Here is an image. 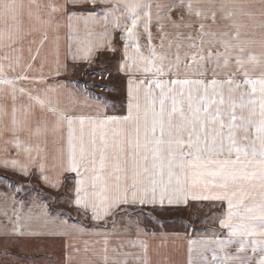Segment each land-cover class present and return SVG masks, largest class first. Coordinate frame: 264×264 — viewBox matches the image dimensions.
<instances>
[{
	"label": "snow or ice",
	"instance_id": "obj_1",
	"mask_svg": "<svg viewBox=\"0 0 264 264\" xmlns=\"http://www.w3.org/2000/svg\"><path fill=\"white\" fill-rule=\"evenodd\" d=\"M69 4L92 8L68 13ZM181 10L189 18L173 17ZM217 10L230 21L221 31L204 23H215ZM57 12L66 15L71 33L81 23L88 29L83 43L68 37L78 42L73 60L91 63L104 47L91 41L89 26L104 29L97 35L112 52L109 25L123 30L120 70L141 77L128 80L126 115H108L109 101L102 97L95 98V114H71L57 86L45 83L48 57L41 50L51 44L58 57ZM56 64L60 75L59 59ZM49 143L57 146L51 153ZM0 167L24 176L35 168L55 190L65 185V174H75L68 178L74 180L69 204L97 222L89 230L57 221L46 204L35 202L22 214L17 183L0 204L5 236L38 235L33 223L54 224L57 233L102 237L95 242L99 249H92L97 259L85 264H150L145 240L110 244L117 224L111 221L113 231L104 227L109 217L128 216L126 208L220 201L226 202L219 220L226 234L190 240L189 264H264V0H220L206 8L194 7L193 0H0ZM232 246L235 253L227 251Z\"/></svg>",
	"mask_w": 264,
	"mask_h": 264
},
{
	"label": "crops",
	"instance_id": "obj_2",
	"mask_svg": "<svg viewBox=\"0 0 264 264\" xmlns=\"http://www.w3.org/2000/svg\"><path fill=\"white\" fill-rule=\"evenodd\" d=\"M31 0H23V3L26 5L30 3ZM37 3L47 5L49 3L59 5L64 2V0H36ZM161 2H165V0H161ZM194 7L199 6L202 8H206L209 2L219 3L220 0H193ZM234 3H245L246 0H232ZM101 6H97L99 9ZM91 4H82L78 6H72L71 4L67 7V12L71 13L75 12H84L86 14V10L91 9ZM50 10V9H49ZM55 17L60 19L61 28L59 30V35L61 37L59 41V54L58 57L55 53L54 46L51 44L46 46L44 49L41 50L42 56H47L48 61L45 64L44 71L46 75L45 83L50 85L57 86V92L60 93L61 96V103L63 107L71 114L74 115H93L95 114V100H91L89 98H85L82 95L79 98L72 90V86L68 84L71 81L68 77L69 75L72 76V73L78 68L86 67L91 65L97 58L102 57L103 55H111L117 56L119 60V67L121 62L124 60L123 55V47L125 44V40L123 38L124 33L122 29L112 28L109 25L111 30V36L108 37L109 40L112 41V47H115L117 50L112 52L108 46L107 41L102 40V38L97 35L104 31V29L100 26H89L90 30L94 33L92 37H90L93 43L102 42L104 43V47L98 48L97 51L94 53V59L89 63L88 61L76 59L73 60L72 56L73 53L76 52L78 47L77 41H72L68 39L69 35H76L79 38V42L83 43L86 41L88 29H85L83 23L79 25V30L76 33H71L70 29L67 26V17L62 12H57L53 14ZM187 17V12L185 10L173 12V17L178 18L179 16ZM192 20H197V17H191ZM243 19V18H241ZM130 23V22H129ZM204 23L211 27L213 31H221L224 30L225 25L229 24L230 21H227L222 18V14L219 10L216 12V22L209 18L208 20L204 21ZM167 30L172 31L169 27ZM142 32L143 29H140ZM151 31L154 36L158 34V28L155 26V22L151 27ZM154 43H159V40L154 41ZM140 44L143 47L147 44L146 37H141ZM59 59L61 64V74L55 75V71L57 68L56 60ZM73 71V72H72ZM49 72H52V75H47ZM72 72V73H71ZM127 73H131V70H126ZM138 74V73H137ZM67 78L69 79L67 81ZM86 102L83 103L82 100ZM126 101L128 97L125 98ZM74 108L80 111V113L74 112ZM107 107V114L108 115H117L122 116L126 115L127 112L124 113H112L108 111ZM76 113V114H75ZM57 146L49 143L47 146L48 151L51 153L55 150ZM66 149V145H65ZM9 155L15 157L17 155L15 149H11ZM50 163V162H49ZM51 173V168L47 169ZM0 173L2 174H9V176L16 178L17 180H24L29 181L33 179L35 180L43 190H47L50 192L61 193L63 194V190L66 188V182L69 181V177H74L75 174L68 173L65 174V185L62 186L59 190H55L51 188L48 184H46L42 179L39 178V173L35 168L31 169L29 176H24L22 173H19L15 170L11 169H4L0 167ZM71 184L74 185V180H70ZM35 185V184H34ZM13 192H7L0 190V204L3 203V196L5 194L11 195ZM70 196H73V190L71 187ZM16 200L18 201L16 208L22 214H27L29 209L32 208L33 202L36 204L44 203L45 197L40 193H36V195H21L18 192H15ZM189 201H194L189 199ZM198 202H210V201H198ZM215 203H219L223 206L224 211L226 212V202L220 201H212ZM22 204V207H21ZM160 205L155 206H144V213L146 210L154 209L159 207ZM140 207L136 208H126L129 215L132 214L129 211L134 209H139ZM80 211L79 209H75ZM50 212V211H49ZM50 214V213H49ZM33 215H39L38 210H33ZM51 215V214H50ZM57 221L60 219H65L71 225H80L87 227L89 230H92L97 222L91 220L89 215H85L89 218V223L82 224V222L78 221H70L69 217H63L62 215L54 214L51 215ZM137 216V215H136ZM110 218V217H109ZM136 218V217H135ZM3 217H0V220H3ZM116 221L117 227L114 230L116 235L112 236L109 240L111 245H115L120 242H126L128 240H136L142 239L145 240L148 245V256L150 260V264H180L177 260L176 256H173V252L170 249L172 247L170 241L172 239H168L169 235H156L153 232L146 230V227H143L138 218L135 221H132L127 216L120 215L118 219H114ZM6 222V221H5ZM138 224H137V223ZM104 227H107L109 231H113L112 223L106 224ZM138 227L143 229L144 232H138ZM56 225L49 224L47 227H42L38 223H33L32 231L38 232V235H8L5 236L0 234V264H85V261L88 259H97L93 257L92 249L96 248L99 249L100 245L96 244V241H101L102 237L95 236L89 234V232H85L84 234L74 233L72 231H68L67 234H61L55 232ZM213 228H217L221 232V236L225 233V230L221 229L220 226H214ZM184 242V244L175 245L173 247L177 250H184L185 256V264H188L187 255L189 253V242L185 241L183 238L179 236L176 238L175 242ZM87 242V243H86ZM88 248V251H85V248ZM128 251H137V249H126ZM232 253V252H231ZM182 264V263H181Z\"/></svg>",
	"mask_w": 264,
	"mask_h": 264
},
{
	"label": "rangeland",
	"instance_id": "obj_3",
	"mask_svg": "<svg viewBox=\"0 0 264 264\" xmlns=\"http://www.w3.org/2000/svg\"><path fill=\"white\" fill-rule=\"evenodd\" d=\"M73 72V71H72ZM71 72V73H72ZM71 81L68 82L72 86L73 92L79 97L82 95L85 98L95 100L96 97H102L104 100L109 101L107 107L108 111L112 113H124L127 112L128 97V80L140 79L139 74H131L126 71H121L119 67V60L117 56L103 55L97 58L95 62L86 67L78 68L72 73V76L68 77ZM67 78V81L69 80ZM83 103L86 102L82 100ZM74 112L80 113L79 110L74 108ZM75 113V114H76ZM0 176L6 177V180H0V190L7 192H14L17 183L22 186V191L18 192L21 195H36L40 193L45 197V204L51 215L58 214L63 217H69L70 221L82 222V224L89 223V218L85 214H81L76 208L70 206L69 197L71 193L72 184L70 180L66 182V188L61 193H53L47 190H43L41 186L33 179L29 181L17 180L9 176V174H2ZM35 184V185H34ZM67 189V191H66ZM41 204V201L39 202ZM130 215L127 217L132 221L136 218L139 219L141 225L146 227L148 231L155 233L156 235H169L168 239H172L173 256L177 257L180 264H185L184 250H177L173 247L184 244V242H175L179 236L186 242L190 240H200L204 238L213 237L214 234L221 232L214 226L219 225V220L223 218L225 211L222 205L215 202H198L188 201L187 205H165L159 206L154 209L146 210L145 214L139 215L138 213H144V208L134 209L129 211ZM137 215V216H136ZM119 214L109 218V223L114 219L119 218ZM136 217V218H135ZM137 223V222H136ZM138 224V223H137ZM220 226V225H219ZM224 233L221 237H223ZM191 247V245H190ZM189 247V248H190ZM227 251L235 253L236 246H232ZM208 259L211 260V253L206 254ZM251 255V253H249ZM190 253L187 255V261L189 264Z\"/></svg>",
	"mask_w": 264,
	"mask_h": 264
}]
</instances>
